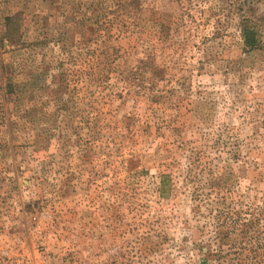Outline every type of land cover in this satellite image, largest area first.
I'll use <instances>...</instances> for the list:
<instances>
[{
  "label": "rangeland",
  "instance_id": "rangeland-1",
  "mask_svg": "<svg viewBox=\"0 0 264 264\" xmlns=\"http://www.w3.org/2000/svg\"><path fill=\"white\" fill-rule=\"evenodd\" d=\"M63 1L0 0V15L66 21ZM99 1L73 0L97 21L66 53L0 46L4 75L29 81L19 106L0 90V264H236L245 242L264 264V50L239 28L264 22V0H139L132 17ZM140 59L153 81L122 74Z\"/></svg>",
  "mask_w": 264,
  "mask_h": 264
},
{
  "label": "trees",
  "instance_id": "trees-1",
  "mask_svg": "<svg viewBox=\"0 0 264 264\" xmlns=\"http://www.w3.org/2000/svg\"><path fill=\"white\" fill-rule=\"evenodd\" d=\"M110 3V7L112 10H120L123 12V14H126L128 16H134L135 13L140 11V3L139 0H109L104 1L100 0L98 2L99 10H103L104 6L107 3ZM63 4V5H62ZM62 7L60 6L59 9L62 11L60 15L66 16L69 20L66 21H48L44 23L41 19H27L26 14H24L22 11L17 12H7L0 15V25L2 26L0 28V46L1 48H4L3 45L6 43L9 47H12L13 51L14 49H17L19 47L26 46V45H33L34 48H36L34 51L35 53H39L40 50H44V46L48 45L49 42H55L56 45L63 51L62 53H66V49L68 47V43L71 42V31L73 30H80V34L83 36L84 31L87 28V25L92 21L96 19H92L90 15H87V11L85 10L89 6L88 3L85 5H81V3H74L73 0H65L61 3ZM92 5V4H90ZM100 13V11H97ZM52 14H49V17H52ZM145 24L139 26L142 29H145ZM138 26V23L137 25ZM166 28L165 25L160 23L157 20H152L151 25L149 29L152 32L162 33L164 32V29ZM239 28H240V35L242 39V44L244 50L247 52L251 51H261L264 50V22L259 23L256 20H253L252 18L248 17L247 15H243L239 22ZM29 34V35H28ZM29 39H32L30 42L27 41ZM1 50V49H0ZM33 53V51H31ZM103 58L106 56L103 52ZM149 56V55H147ZM57 62L59 59L57 58ZM106 62V60H105ZM141 62V63H140ZM140 62L138 65H135L134 71L133 69H130L126 72H123L122 74H125L126 77H128L130 74H140L141 69L143 70H150L149 73L152 77V81L154 79V76H158V73H161L159 71L160 69L157 68V65L150 63V61H144L140 59ZM47 67L50 66V62L45 63ZM115 64L107 65V63L104 64L102 68L98 67L95 72L99 75L100 78H108V74L114 71ZM62 73L63 69H59V72L55 71L54 76H57L58 79L54 77L52 80V83L50 85H47V88L50 87V94L57 95L60 91V88L62 87L61 81L62 79ZM137 78V77H135ZM140 79H131L132 84L135 86H139L136 82H138ZM26 83H29V81H25L22 84L13 82L10 78H7L4 75V72H2V66L0 68V90H1V97L4 101H9L11 97H13L14 102H16V106H19L20 104V98L19 96L20 91L22 90V87L24 90H27ZM22 86V87H21ZM29 90H33V88H30ZM52 101V98L50 99ZM57 99L56 96L53 99V102L56 103ZM264 125V119L262 121ZM2 126L4 127V132H7L9 130L10 125V119L3 117L2 119ZM6 134H4L5 136ZM3 136V138H4ZM7 137V136H6ZM5 140V139H4ZM7 143V141H5ZM255 219H251L249 221H246L244 223H241L239 225V230L243 234L244 239H247V237L251 238V240L255 239L257 234V225H255ZM250 245L252 242L248 243ZM247 243L245 242L244 246L241 247V253L238 255L237 263L236 264H246L248 259L250 258V254H245L244 252L247 250ZM264 248V246L262 247ZM239 249V250H240ZM243 250V251H242ZM260 249H256L254 251V254H261ZM264 250V249H263ZM243 254V255H241ZM203 264L206 263V259H202Z\"/></svg>",
  "mask_w": 264,
  "mask_h": 264
}]
</instances>
